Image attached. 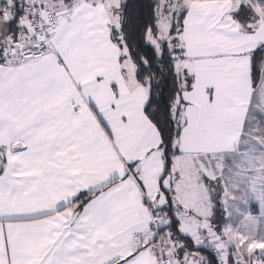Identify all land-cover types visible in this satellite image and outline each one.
<instances>
[{
    "label": "snow or ice",
    "instance_id": "snow-or-ice-1",
    "mask_svg": "<svg viewBox=\"0 0 264 264\" xmlns=\"http://www.w3.org/2000/svg\"><path fill=\"white\" fill-rule=\"evenodd\" d=\"M0 264H264V0H0Z\"/></svg>",
    "mask_w": 264,
    "mask_h": 264
},
{
    "label": "crops",
    "instance_id": "crops-1",
    "mask_svg": "<svg viewBox=\"0 0 264 264\" xmlns=\"http://www.w3.org/2000/svg\"><path fill=\"white\" fill-rule=\"evenodd\" d=\"M210 2L214 3V2H215V0H210Z\"/></svg>",
    "mask_w": 264,
    "mask_h": 264
}]
</instances>
